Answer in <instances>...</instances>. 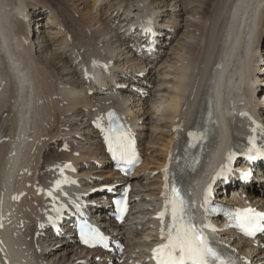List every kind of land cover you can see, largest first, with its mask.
<instances>
[{
  "label": "bare ground",
  "instance_id": "1",
  "mask_svg": "<svg viewBox=\"0 0 264 264\" xmlns=\"http://www.w3.org/2000/svg\"><path fill=\"white\" fill-rule=\"evenodd\" d=\"M78 1L90 6L88 0ZM183 1L119 0L110 13L118 28L106 23L107 27L100 23V27L91 28L98 13L84 10L78 19L69 8L72 0H0V253L5 264H111L116 257L124 258L122 264H150V247L161 235V220L156 216L162 208L165 184L171 186L177 158L196 118L205 113L208 100L214 98L222 140L203 177L226 162L228 157H220L223 148L237 142L245 121L264 138V0H189L187 5ZM161 3L175 23L188 14L185 27L189 29L168 31L174 26L161 19ZM41 18L44 22L38 25ZM144 21L153 22L159 31L157 50L151 55L141 48L147 43L142 33ZM35 24L42 35L33 41ZM179 34L182 41H176ZM59 36L55 48L53 41ZM168 40L176 44L173 53H164ZM36 44L41 50L37 51ZM40 51L45 55L40 56ZM125 52L132 56L123 57ZM162 55L167 66L161 73L163 67L153 63ZM152 79L162 80L158 88L144 89L142 84ZM121 85H128V90H120ZM140 89L147 93L138 92ZM89 93L97 99L89 100ZM112 107L125 117L142 154H146L145 137L147 151L150 146L155 148L160 138L164 140L159 151L145 157L128 180L134 186L131 217L110 224L109 231L127 246L117 256L86 250L74 237L55 236L46 219L43 196L36 194L40 186L51 188L61 168L69 164L77 168L84 166V161H98L110 172L101 134L92 122L106 116ZM83 117L90 131L82 134ZM146 119L152 120L149 135ZM82 137L90 145L74 147L75 142L84 141ZM58 141L69 150L54 149L51 154V146ZM94 146L99 154L93 153ZM77 152L79 155H73ZM149 159L158 174L153 175L155 169H150L140 175L143 169L147 171ZM85 172L63 169L79 182L69 187L99 214L104 207L95 188L101 187L105 183L101 179L106 177ZM250 179L254 185L261 182L264 186V164L252 170ZM192 182L196 186V181ZM100 191L105 194L107 189ZM258 201L264 200L259 196L251 199L261 206ZM142 226L144 233L138 231ZM217 238L254 263L264 264L263 236L254 245L222 229Z\"/></svg>",
  "mask_w": 264,
  "mask_h": 264
},
{
  "label": "snow or ice",
  "instance_id": "2",
  "mask_svg": "<svg viewBox=\"0 0 264 264\" xmlns=\"http://www.w3.org/2000/svg\"><path fill=\"white\" fill-rule=\"evenodd\" d=\"M148 30L151 31V29ZM105 67L107 66L105 65ZM240 115L248 114L241 113ZM108 116L109 120L117 118L114 112H109ZM100 120H102V117L98 118V127L101 126ZM258 127L260 126L258 125ZM256 130L254 128L252 131L255 132ZM109 131H114V129H110ZM189 136L192 137V147L208 139V135L204 132H190ZM107 139L109 151L112 153L114 159L117 161H127L128 163L134 162L135 152L132 149V141L127 132H121L117 136L109 135ZM248 140V158L256 160L258 157H264V147L257 145L256 137L251 136ZM228 158L231 161V153ZM199 162L200 158L196 157L186 165L179 167L178 174L174 175L171 186L168 183L165 184V191L163 193L165 205L163 210L158 213V218L162 223L161 235L165 243L158 245L153 250L157 264H236V261L230 256L225 255L221 250L214 247L208 236L205 235L204 228H212L213 231H216L215 227L210 223L198 226L194 222V205L189 199L191 194V177L189 172L195 173ZM66 167H71V165H66ZM61 174H63V168H61ZM217 175H223V168ZM165 179L167 181V176ZM68 182L67 177H64L62 180L58 179L54 183V189H60L62 184ZM210 193L211 184H209L205 191V203H207V197ZM48 195L53 197L52 189L48 191ZM117 203L119 204L120 202L118 201ZM125 210L126 205L121 210V218ZM205 211H208V209L205 208ZM166 216L170 217L167 229L163 226ZM229 216L234 222V226L247 236L252 237L257 233H264V213L262 212H256L254 209L248 208L236 210L233 213H229ZM80 238L82 243L89 247H96L97 245H103L105 248L108 247L107 238L98 229L90 226L81 229ZM6 260L7 256L5 254Z\"/></svg>",
  "mask_w": 264,
  "mask_h": 264
},
{
  "label": "rangeland",
  "instance_id": "3",
  "mask_svg": "<svg viewBox=\"0 0 264 264\" xmlns=\"http://www.w3.org/2000/svg\"><path fill=\"white\" fill-rule=\"evenodd\" d=\"M73 2H71L70 4H69V8L71 9V11H73L72 13H73V15H74V17H76V14H77V17L76 18H78V15H82V14H80V13H85V12H87V10L88 11H90V12H92V13H98V16L97 17H99V18H101V19H103V20H101V21H99L98 19H96L94 22H93V25L91 26V28H97V27H100V25L101 26H103V27H107V26H105V23H106V25H108V27L110 26V25H115V27H117V25L116 24H118V21H116V23H114L113 21H114V18H112L111 16L112 15H110V13L113 11V9L115 8V6L117 5V2L119 1V0H97L96 2H95V0H88V2H89V4H90V6H88V7H85L84 6V4H81V1H78V0H72ZM149 1H153V0H149ZM189 3V0H186V1H183V4H188ZM158 5L156 4V5H153V7H157ZM159 6H161L159 9L161 10L160 11V13H162V14H164V15H162V17H161V19H164L163 20V22H165L166 24H167V26L169 25V23H171V22H173V23H171V25L172 26H174V27H169V29H167L168 31L169 30H171V32L172 31H174V32H179L178 30H181V31H185V30H187V29H189V28H186L185 27V25H188L189 23L185 20L186 18V16L188 15V14H186L185 16H183V17H181V18H177L179 21L177 22V23H175L171 18H173L174 16H172L171 18H170V16H168V15H166V13H168V11H167V9H166V6L164 5V4H160ZM74 9V10H73ZM76 9V10H75ZM44 10H46L45 8H44ZM85 10V12H83ZM109 11V12H108ZM105 12H107V13H105ZM75 13V14H74ZM102 16V17H101ZM79 19V18H78ZM166 19V20H165ZM180 19H182V20H180ZM46 20V19H45ZM99 22H98V21ZM107 21V22H106ZM43 22H44V20L41 18L39 21H37V23H38V25H40V24H43ZM85 22V21H84ZM190 22V21H189ZM101 23V24H100ZM96 25H98V26H96ZM184 25V27L183 28H181L180 29V26H183ZM118 28V27H117ZM192 28V27H191ZM36 28V24H35V28H34V30H33V32H32V34H31V39L33 40V41H36L37 40V37L39 36V29H37ZM40 30H42V29H40ZM118 31H119V29H117ZM122 31L124 30V29H121ZM183 32H181V34L183 33ZM167 33V32H166ZM172 34V33H171ZM181 34H179V36L177 37V39H176V41L178 40V39H180V41H182L183 40V36L181 37ZM40 35H42V34H40ZM181 37V38H180ZM60 38V39H59ZM61 38L62 37H57V39H54V41H53V45L52 46H55V44H56V46H55V48L56 47H59V46H57V45H59L58 43L61 41ZM169 40H172V38L170 39L169 38ZM169 40L168 41H166L165 42V45H163V50H165L164 51V53L165 52H174L173 51V49L176 47V44L175 45H173V44H169ZM56 42V43H55ZM37 45V51H39V50H41L40 49V47L38 46V44H36ZM262 49H264V43H263V45H262V47H261ZM125 51H127V50H125ZM39 55L40 56H42V55H45V51L42 53L41 51L39 52ZM49 55H50V53H49ZM68 55H69V52H68ZM125 56H132V54H130V53H127V52H125V55L123 56V57H125ZM165 61H166V57L164 56V55H162V57H160L158 60H156L153 64L154 65H156L157 67L158 66H161V67H163L162 68V70H161V73L163 72V71H165V69L166 68H164L165 66H167L166 64L167 63H165ZM123 62H125V60L123 61V60H120V63H123ZM162 76V75H161ZM141 77V76H140ZM263 79H264V75H263ZM158 79H155V80H151V82L149 83V84H142V87H146V88H144V89H150V90H155L156 88H158V84L159 83H161V81L162 80H158ZM155 81V82H154ZM156 81H157V84H156ZM263 81V83H264V80H262ZM130 82V81H129ZM152 83H155L154 85L152 84ZM125 89L126 90H128V87L126 86L125 88H123V90L125 91ZM141 92H143V93H147V90H143L142 89V91ZM262 93V92H261ZM264 94V93H263ZM88 98H89V100H91L92 102L94 101V100H96L97 98H96V96H95V94H92V93H89L88 94ZM147 100H150V98H148ZM75 110H77V111H79V109H72V111H75ZM148 110V109H147ZM151 114V113H150ZM84 119H83V122H82V124L79 126V128L80 129H82L80 132L83 134L84 133V131H90V128L88 127V125H89V122H85V118L86 117H83ZM80 121V120H79ZM151 124H152V120H148V119H146L145 120V123H144V126H145V132L149 135V133H150V128H149V126L151 127ZM86 134H88V133H86ZM85 134V135H86ZM161 134H159L158 136H160ZM157 136V137H158ZM163 137V136H162ZM159 139V138H158ZM82 140H84L83 142H75V146L74 147H77V145H79L80 146V148H79V146H78V148L79 149H81V146L83 145V144H86L87 145V147L90 145V141H87V140H85V137H82ZM89 140V139H88ZM146 141V142H145ZM164 140L163 139H159V141L157 140V143L158 144H155V148H152L153 146H150V151L148 150H146L145 148H146V146L147 145H149L148 144V139H147V137H145V139H143V145L145 146V148H143V151H145V157H148V155H149V157L148 158H150V156L152 155L151 153H156V152H158L159 151V149H160V146L162 145V142H163ZM77 143V144H76ZM88 143V144H87ZM161 144V145H160ZM61 145V141H58V142H56L55 143V145H54V148H53V146H51L52 147V151L50 152L51 154H53L54 153V149L56 150V149H62V147L60 146ZM85 145V146H86ZM154 149L155 150H157V151H154ZM86 150V149H85ZM92 151H93V153H97V154H99L101 151L99 150V149H96L95 148V146L94 147H92ZM79 155L78 154V152L77 153H73V155ZM78 157V156H77ZM95 159V158H94ZM83 159H81V161H82ZM149 161H151L150 159L148 160V167H147V171L145 172L144 171V169L141 171V173H140V175H143V174H145V173H148V172H150L151 170H153V169H155L156 167H155V165H154V163L152 164V161L151 162H149ZM61 162V161H60ZM85 163H84V166H81L82 167V169H81V171L83 170V173H85V174H87L85 171H89V173H93V175L94 176H98V175H103L104 177H106L107 178V175H109V173H108V170L106 169V168H101L100 169V164H99V162L97 161V164L96 163H92L91 161H89V162H87V161H84ZM87 165V166H86ZM90 165V166H89ZM93 165V166H92ZM92 167H96L95 169L94 168H92ZM151 169V170H150ZM85 170V171H84ZM96 170H99V171H97V172H95ZM107 170V171H106ZM154 175L155 174H158V170H153V172H152ZM111 175V174H110ZM85 183H86V181H82V184H84L85 185ZM140 227V226H139ZM138 228V227H137ZM143 229H144V226H142V228L141 229H138V231H141L142 233H144L143 232ZM119 264H122L123 263V261L122 260H119V262H118Z\"/></svg>",
  "mask_w": 264,
  "mask_h": 264
}]
</instances>
